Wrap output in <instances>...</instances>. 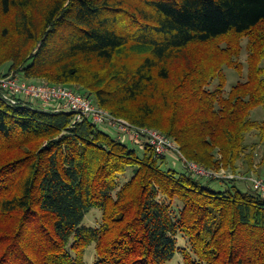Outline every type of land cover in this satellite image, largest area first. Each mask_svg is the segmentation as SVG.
I'll return each instance as SVG.
<instances>
[{
	"label": "trees",
	"instance_id": "1",
	"mask_svg": "<svg viewBox=\"0 0 264 264\" xmlns=\"http://www.w3.org/2000/svg\"><path fill=\"white\" fill-rule=\"evenodd\" d=\"M244 38L247 78L226 94ZM12 72L160 131L208 171L264 170V119L252 118L264 109V0H0V75ZM143 150L0 98V264H88L93 244V264L179 253L184 264H264L261 192L230 179L217 190ZM95 209L100 228L85 225Z\"/></svg>",
	"mask_w": 264,
	"mask_h": 264
},
{
	"label": "built area",
	"instance_id": "2",
	"mask_svg": "<svg viewBox=\"0 0 264 264\" xmlns=\"http://www.w3.org/2000/svg\"><path fill=\"white\" fill-rule=\"evenodd\" d=\"M0 98L9 106L22 104L49 113L71 114L73 122L77 124L89 120L99 127H105L106 130L111 129L116 139L121 142L141 148L148 144L159 157L176 154L184 160L183 165L186 169L198 177L217 175L195 162L188 161L176 143L160 131L136 126L117 118L109 111L97 106L93 98L84 96L72 88L23 81L20 74L12 72L8 75H0ZM249 181L255 190L264 195V178H251Z\"/></svg>",
	"mask_w": 264,
	"mask_h": 264
},
{
	"label": "rangeland",
	"instance_id": "3",
	"mask_svg": "<svg viewBox=\"0 0 264 264\" xmlns=\"http://www.w3.org/2000/svg\"><path fill=\"white\" fill-rule=\"evenodd\" d=\"M247 41H248V38H244L242 40V45H243L242 53H241V55L239 57H235V59H234L236 64H239V65H241L243 67V72L239 73L236 70V68H234V67H225L224 68V73L226 74L227 80H228L227 84H226V87H225L226 94L231 90V88L234 85L237 84L238 81H240V80L245 81L246 78H247V73H248V70H247L248 51L246 49ZM226 42H223L221 46L225 47L226 44H227ZM199 49L200 48H198V50ZM217 85H218V80H215L212 83L211 88L214 89ZM252 118L256 119V120H263L264 119V109L262 107L255 109L252 112ZM121 119H123V118H121ZM124 120L128 121L127 119H124ZM128 122H130V121H128ZM130 123H132V122H130ZM100 129L105 131V132H107V133H109V134H111L115 138L116 135H115V133L113 131H110L111 129L106 130L105 127H100ZM130 146L135 148L139 152V154H143L144 153L143 148H141L140 146L133 145V144H130ZM167 156H168V159H167L166 164L164 165L166 168L175 166V168L179 169V170L186 169V167L183 165V161L184 160L181 157L177 156L176 154H171V155H167ZM243 172H245V171H243ZM212 173H216L217 175L214 176V177H207V176L206 177L200 176V177L204 178V179H212L213 180L212 187L217 189V190L224 189L225 188L224 187L225 183H223L224 180H228L229 181V179H230V180H235V181L237 180L236 184L238 185V187H240L242 190L246 191L247 188L251 185L250 181H249L251 178L264 177V170H262V171H260V170L257 171L256 170V171L250 173L249 175H245V174H242V173L235 174L233 172H229V171L223 170V169L221 171H213ZM131 177H132V172L130 170L124 176H122V178H121L122 181L121 182L124 183L125 181L130 180ZM102 220H103L102 212L100 210H96L95 209L91 213H89L88 216L86 217L85 225L89 226V227H93V228H100V226L102 225ZM1 223L13 224V220L12 221L1 220ZM178 243H179L180 249H182V248H190V245L187 242V240L182 238L181 236L178 239ZM85 257H86V260H87L88 264H93L94 263V261L97 258L95 244H93L87 250V253H86ZM167 264H184V260H183L182 254L179 253V255H177L172 261L168 262Z\"/></svg>",
	"mask_w": 264,
	"mask_h": 264
}]
</instances>
